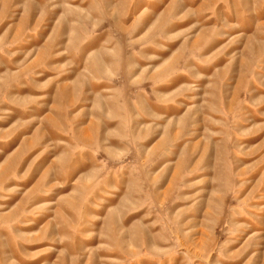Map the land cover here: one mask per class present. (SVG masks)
<instances>
[{"label":"rangeland","instance_id":"rangeland-1","mask_svg":"<svg viewBox=\"0 0 264 264\" xmlns=\"http://www.w3.org/2000/svg\"><path fill=\"white\" fill-rule=\"evenodd\" d=\"M0 264H264V0H0Z\"/></svg>","mask_w":264,"mask_h":264}]
</instances>
